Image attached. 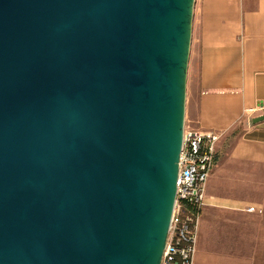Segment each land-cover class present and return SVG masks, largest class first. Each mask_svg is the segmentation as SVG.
I'll use <instances>...</instances> for the list:
<instances>
[{
	"label": "water",
	"instance_id": "1",
	"mask_svg": "<svg viewBox=\"0 0 264 264\" xmlns=\"http://www.w3.org/2000/svg\"><path fill=\"white\" fill-rule=\"evenodd\" d=\"M194 6L0 0V264H161Z\"/></svg>",
	"mask_w": 264,
	"mask_h": 264
},
{
	"label": "crops",
	"instance_id": "2",
	"mask_svg": "<svg viewBox=\"0 0 264 264\" xmlns=\"http://www.w3.org/2000/svg\"><path fill=\"white\" fill-rule=\"evenodd\" d=\"M190 71L187 124L220 134L193 264H264V0H195Z\"/></svg>",
	"mask_w": 264,
	"mask_h": 264
},
{
	"label": "built area",
	"instance_id": "3",
	"mask_svg": "<svg viewBox=\"0 0 264 264\" xmlns=\"http://www.w3.org/2000/svg\"><path fill=\"white\" fill-rule=\"evenodd\" d=\"M257 107L245 109L252 117ZM220 134L185 124L174 207L161 264H193L197 229ZM253 210V207L249 208Z\"/></svg>",
	"mask_w": 264,
	"mask_h": 264
},
{
	"label": "rangeland",
	"instance_id": "4",
	"mask_svg": "<svg viewBox=\"0 0 264 264\" xmlns=\"http://www.w3.org/2000/svg\"><path fill=\"white\" fill-rule=\"evenodd\" d=\"M191 47H192V39H191V46H190V56H191ZM190 56H189V61H188L187 81H186V103H185L184 125L187 124V101H188L190 89L193 84V74H192V71H190Z\"/></svg>",
	"mask_w": 264,
	"mask_h": 264
}]
</instances>
